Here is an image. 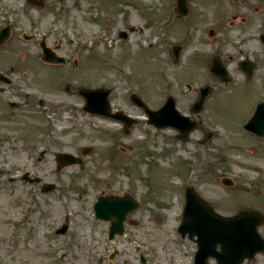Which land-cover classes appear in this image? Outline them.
Instances as JSON below:
<instances>
[{"label": "rangeland", "instance_id": "rangeland-1", "mask_svg": "<svg viewBox=\"0 0 264 264\" xmlns=\"http://www.w3.org/2000/svg\"><path fill=\"white\" fill-rule=\"evenodd\" d=\"M174 4L0 0V22L41 21L38 29L54 28L49 42L60 37L58 53L68 57L45 79L30 77L22 89L12 84L0 92V264H193L195 242L179 239L175 226L183 206L179 188L186 184L223 215L252 209L264 216V136L243 128L255 103L264 101V0H188L185 17L173 13ZM101 29L112 46L99 41ZM173 44L182 45L178 61ZM7 46L11 52L35 48L18 39ZM239 48L258 62L249 79L236 64ZM212 54L225 62L230 81L210 74ZM94 85L112 87L111 107L136 121L126 129L119 120L83 110L76 90ZM204 85L210 91L186 141L174 128L148 123L129 99L135 92L156 108L171 94L177 109L194 117L190 105ZM83 147L92 150L82 155ZM61 151L81 163L57 168ZM226 179L230 185H223ZM45 183L54 188L42 191ZM122 193L139 205L127 215L134 224L125 223L123 234L110 240L108 221L96 219L92 205L99 194ZM155 209L162 214L159 225L152 220ZM65 218L67 228L56 232ZM258 231L264 237V222ZM113 248L117 253L109 259ZM252 262L264 264V253Z\"/></svg>", "mask_w": 264, "mask_h": 264}, {"label": "water", "instance_id": "water-1", "mask_svg": "<svg viewBox=\"0 0 264 264\" xmlns=\"http://www.w3.org/2000/svg\"><path fill=\"white\" fill-rule=\"evenodd\" d=\"M35 2V0H27ZM175 12L181 15L187 13L186 0H176ZM263 39V36L261 37ZM178 45H173L172 51L177 56ZM44 52L48 51L44 49ZM49 59V58H47ZM241 67L250 74L252 65L248 61L241 62ZM210 71L213 75L223 81L229 79L225 68L216 56H212ZM209 87L205 86L200 89L198 100L192 105L194 111L199 110L202 105L204 96ZM79 93L85 99L84 109L91 112L110 114L108 109L107 89H90L81 88ZM132 100L141 106L148 116V122L158 127L172 125L180 133L178 137L185 140L188 133L196 125L194 120L182 115L174 105V99L168 96L163 104L155 110L150 109L136 95H132ZM110 115L122 119L126 125L131 123L122 112L118 111ZM244 126L258 135H264V102L256 104L255 109L246 121ZM89 148H84L82 153L85 154ZM58 167L64 164L77 162V158L70 153L56 154ZM52 188V184L47 183L42 186V190ZM137 206L135 199L129 195H109L98 196L94 203V210L98 217L110 220L109 238L114 233H121L123 230V220L128 212ZM264 217L251 210H241L233 216H221L209 208L193 191L191 187L186 191V202L182 213V221L178 230L184 235L186 232L189 237L196 236L197 250L195 252V264H207V257L213 256L216 264H238L243 258H252L256 252L264 251V239L257 231V225L263 222ZM66 225H63L57 231L63 232ZM219 244V250L216 245Z\"/></svg>", "mask_w": 264, "mask_h": 264}, {"label": "flooded vegetation", "instance_id": "flooded-vegetation-1", "mask_svg": "<svg viewBox=\"0 0 264 264\" xmlns=\"http://www.w3.org/2000/svg\"><path fill=\"white\" fill-rule=\"evenodd\" d=\"M41 23L42 22L38 20H34L31 22H22L15 20L9 21L7 19L0 22V92H3L5 90L9 91L10 88H12L10 87L12 84H15L14 88H16V90L19 88L22 89V84L23 85L26 84V82L30 77L38 76L45 79L46 77H48L47 75L49 74L47 71L53 73L54 70H56L57 65L68 64V57L64 54H61L64 56V60L61 63L51 62V60L56 58H53L51 60L45 59L46 57L44 53L41 51V43L45 45L47 49H49L50 53L52 54V57H54L53 55H56L59 49H61L62 41L60 37L57 38L55 37L54 42L50 43L48 38L49 36L52 37L54 36L55 34L53 32L54 28L38 31L37 29L41 27L42 25ZM26 25L30 28L29 30L23 29V27ZM15 39H18L21 42L23 40L25 41V43L32 44L36 49L34 48V50L31 52H22V51L11 52L9 51V48L11 47H8L7 45L9 43H12ZM238 52L240 54V58L237 59L236 64L238 67H240V62L249 56L246 53H244L241 48H239ZM230 57L232 58V56ZM13 77L14 78L17 77V79H13ZM186 86L188 88L190 87V85L187 83ZM11 93L13 94L12 96L15 95L14 91H11ZM3 102L8 103L10 107H14L16 105V102L14 100L4 99ZM16 115L18 118H20L19 115L21 114L18 113ZM3 117L4 115L0 114V118ZM186 186L187 184L179 188L180 197H183L181 199L182 204L184 203L185 200ZM197 194L199 193L197 192Z\"/></svg>", "mask_w": 264, "mask_h": 264}, {"label": "bare ground", "instance_id": "bare-ground-1", "mask_svg": "<svg viewBox=\"0 0 264 264\" xmlns=\"http://www.w3.org/2000/svg\"><path fill=\"white\" fill-rule=\"evenodd\" d=\"M248 153H252L253 151L252 150H247ZM244 164L246 166H248L249 168H254V167H257V166H260L262 168L261 165H259L258 163H255L256 161H243ZM244 175H247V172L245 174L244 172ZM152 220H153V223L155 225H159L161 224V217H160V214L158 212H154L153 213V217H152Z\"/></svg>", "mask_w": 264, "mask_h": 264}]
</instances>
